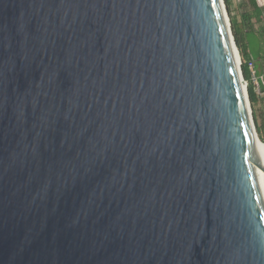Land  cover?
Segmentation results:
<instances>
[{
  "label": "water",
  "instance_id": "water-1",
  "mask_svg": "<svg viewBox=\"0 0 264 264\" xmlns=\"http://www.w3.org/2000/svg\"><path fill=\"white\" fill-rule=\"evenodd\" d=\"M257 137L224 0H0V264H264Z\"/></svg>",
  "mask_w": 264,
  "mask_h": 264
},
{
  "label": "rangeland",
  "instance_id": "rangeland-1",
  "mask_svg": "<svg viewBox=\"0 0 264 264\" xmlns=\"http://www.w3.org/2000/svg\"><path fill=\"white\" fill-rule=\"evenodd\" d=\"M264 0H258L261 8ZM230 6L227 9V14L229 20L232 19L239 26L240 39L243 44L247 46L250 52L255 56L257 53H260L262 49L264 50V13L260 20H253V28L247 29V25H244L243 16L244 14H252L253 7L250 3V0H229ZM225 3V1H224ZM226 6V4H225ZM231 23V22H230ZM232 31V27H231ZM233 34V31H232ZM240 55V54H239ZM240 61L242 64V60L240 57ZM264 79V76H263ZM260 79L257 80L253 78L252 84L255 87V91L259 96V101L255 105H251V111L254 121V126L256 133L260 139L264 137V92L260 90L259 82ZM247 92H248V84H247Z\"/></svg>",
  "mask_w": 264,
  "mask_h": 264
},
{
  "label": "trees",
  "instance_id": "trees-1",
  "mask_svg": "<svg viewBox=\"0 0 264 264\" xmlns=\"http://www.w3.org/2000/svg\"><path fill=\"white\" fill-rule=\"evenodd\" d=\"M227 9H229V0H224ZM250 3L253 7L252 14H244L243 16V22L244 25H247V29L253 28V20H260L264 13V8H261V6L258 3V0H250ZM231 27L233 31V36L242 60L241 64V70L243 77L245 81L248 84V95L250 99V104L253 106L259 101V96L257 95L255 91V87L252 84V78H256L257 80L260 79L259 87L262 92H264V55H261L260 53H257V55H253L250 51H248L247 46L242 43L240 39V33H239V26L236 22H234L232 19H230ZM264 54V53H263ZM251 64V66H250ZM260 141L264 143V137H260Z\"/></svg>",
  "mask_w": 264,
  "mask_h": 264
},
{
  "label": "bare ground",
  "instance_id": "bare-ground-1",
  "mask_svg": "<svg viewBox=\"0 0 264 264\" xmlns=\"http://www.w3.org/2000/svg\"><path fill=\"white\" fill-rule=\"evenodd\" d=\"M256 146H257V152L259 156V161L262 169H259V183L261 186V190L264 195V143L260 141V139L257 137L256 140Z\"/></svg>",
  "mask_w": 264,
  "mask_h": 264
},
{
  "label": "crops",
  "instance_id": "crops-1",
  "mask_svg": "<svg viewBox=\"0 0 264 264\" xmlns=\"http://www.w3.org/2000/svg\"><path fill=\"white\" fill-rule=\"evenodd\" d=\"M262 7H264V1H263V5H262ZM247 49H248V48H247ZM248 51H250V50L248 49ZM263 53H264V50L262 49V51H261V55H264ZM252 80H253V78H252Z\"/></svg>",
  "mask_w": 264,
  "mask_h": 264
},
{
  "label": "built area",
  "instance_id": "built-area-1",
  "mask_svg": "<svg viewBox=\"0 0 264 264\" xmlns=\"http://www.w3.org/2000/svg\"><path fill=\"white\" fill-rule=\"evenodd\" d=\"M250 66H251V64H250Z\"/></svg>",
  "mask_w": 264,
  "mask_h": 264
}]
</instances>
